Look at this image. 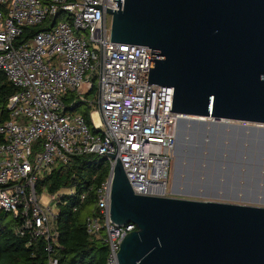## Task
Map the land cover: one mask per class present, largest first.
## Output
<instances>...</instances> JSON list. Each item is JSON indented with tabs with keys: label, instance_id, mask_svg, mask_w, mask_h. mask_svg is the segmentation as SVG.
<instances>
[{
	"label": "built area",
	"instance_id": "built-area-1",
	"mask_svg": "<svg viewBox=\"0 0 264 264\" xmlns=\"http://www.w3.org/2000/svg\"><path fill=\"white\" fill-rule=\"evenodd\" d=\"M116 1L0 0V72L18 89L7 103L9 119L0 124V211L18 220L21 237L43 239L52 254L61 198L75 191L39 194L38 180L74 156H103L110 171L86 226L108 246L106 264H119L123 239L137 230L110 218L117 160L136 195L169 197L181 118L170 111L172 88L148 83L151 49L111 41L108 11L119 10ZM32 27L42 31L21 40ZM91 78L99 80L92 126L81 113L93 105L84 96V89L94 91ZM48 264L59 261L51 256Z\"/></svg>",
	"mask_w": 264,
	"mask_h": 264
},
{
	"label": "water",
	"instance_id": "water-1",
	"mask_svg": "<svg viewBox=\"0 0 264 264\" xmlns=\"http://www.w3.org/2000/svg\"><path fill=\"white\" fill-rule=\"evenodd\" d=\"M116 6L108 11L111 41L151 49L148 83L172 88L170 111L181 115L174 196L136 195L119 159L114 166L110 218L137 226L121 243L119 264H264V161L253 182L218 177L223 186L211 190L210 176L197 182L201 149L190 139L192 120L215 121L259 128L264 144V0H118ZM239 195L259 205L225 201Z\"/></svg>",
	"mask_w": 264,
	"mask_h": 264
},
{
	"label": "trees",
	"instance_id": "trees-1",
	"mask_svg": "<svg viewBox=\"0 0 264 264\" xmlns=\"http://www.w3.org/2000/svg\"><path fill=\"white\" fill-rule=\"evenodd\" d=\"M40 31L42 27L25 28L20 39L29 40ZM17 92L0 72V124L9 119L7 103ZM81 108L86 122L92 126V108ZM109 171L110 163L105 157L86 154L72 157L68 164L57 165L38 180L36 190L39 194H57L65 189L75 191L73 196L61 198L56 220L59 239L52 254L46 250L43 239H33L27 234L21 237L17 233L18 220L0 211V264H48L51 256L58 259L59 264H106L109 248L88 234L86 218L98 212L96 193L106 182Z\"/></svg>",
	"mask_w": 264,
	"mask_h": 264
},
{
	"label": "crops",
	"instance_id": "crops-1",
	"mask_svg": "<svg viewBox=\"0 0 264 264\" xmlns=\"http://www.w3.org/2000/svg\"><path fill=\"white\" fill-rule=\"evenodd\" d=\"M191 125V144L195 145L196 149H201L196 153L197 182H203L208 176V171H204L203 167L209 159L215 160L217 165L223 168L221 176H224L223 166H233L232 176H227L231 177L232 181L253 182L261 175L257 167L264 161V144L260 138L259 128L215 121L203 126L199 120L195 122L192 120ZM203 139L206 142L204 150L201 146ZM225 201L240 205H259L251 196L244 198L239 195L227 198Z\"/></svg>",
	"mask_w": 264,
	"mask_h": 264
},
{
	"label": "rangeland",
	"instance_id": "rangeland-1",
	"mask_svg": "<svg viewBox=\"0 0 264 264\" xmlns=\"http://www.w3.org/2000/svg\"><path fill=\"white\" fill-rule=\"evenodd\" d=\"M111 24H112V17L109 16V26L111 27ZM91 81L94 83V87L96 89V91L98 90L99 88V80L98 79H94V78H91ZM84 96L90 101L93 103L92 105V111H95L98 109V105H97V101H98V95H96V93H88L87 90L84 89ZM103 131V130H102ZM225 171H224V176H221V178H225L227 176H232L233 174V168L232 167H225ZM212 168V167H211ZM218 168V166H217ZM174 170V159L171 161V166H170V176H169V181H168V196L169 197H172L174 196L172 194V187H173V183H174V178H175V175H173V171ZM210 170V167L207 169V171L209 172ZM219 170V174L218 175H221V172L223 171V168H218ZM213 177L217 176L216 173H212L211 174ZM211 179V177H209ZM206 179V178H205ZM215 179V178H214ZM223 181V179H221ZM68 190H62L60 193H66ZM49 201L48 197L47 196H44L43 200H42V204H47Z\"/></svg>",
	"mask_w": 264,
	"mask_h": 264
},
{
	"label": "bare ground",
	"instance_id": "bare-ground-1",
	"mask_svg": "<svg viewBox=\"0 0 264 264\" xmlns=\"http://www.w3.org/2000/svg\"><path fill=\"white\" fill-rule=\"evenodd\" d=\"M94 119H95V122H97V123H99V119H98V116L96 115V114H94ZM217 162L215 163V164H211L210 165V169H212V170H210L209 172H208V176H210L211 177V179H210V183L208 184V185H210L212 188H211V190H213V188L214 187H222L223 186V182H221L219 179H218V177H221V175H218L219 174V170H218V168H222V167H218L217 168ZM212 167V168H211ZM174 172H173V175H175V166H174V170H173ZM212 173H216L217 174V176H215V177H213L211 174ZM215 178V179H214ZM217 180H219L221 183H216L217 182Z\"/></svg>",
	"mask_w": 264,
	"mask_h": 264
},
{
	"label": "flooded vegetation",
	"instance_id": "flooded-vegetation-1",
	"mask_svg": "<svg viewBox=\"0 0 264 264\" xmlns=\"http://www.w3.org/2000/svg\"><path fill=\"white\" fill-rule=\"evenodd\" d=\"M213 162L216 163L215 160L209 159V160L206 162L207 164L204 165L203 170H204V171L207 170ZM228 167H233V166H228ZM234 177H235V176H234ZM234 177H233V178H234ZM201 183H203V182H201Z\"/></svg>",
	"mask_w": 264,
	"mask_h": 264
}]
</instances>
